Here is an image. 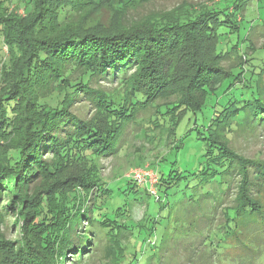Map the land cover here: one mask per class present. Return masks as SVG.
I'll return each instance as SVG.
<instances>
[{"label":"trees","instance_id":"1","mask_svg":"<svg viewBox=\"0 0 264 264\" xmlns=\"http://www.w3.org/2000/svg\"><path fill=\"white\" fill-rule=\"evenodd\" d=\"M153 1L0 0V222L15 225L0 264H138L148 249L145 264H218L220 243L264 240V160L233 145L264 135V16L248 0L132 15ZM103 4L116 21L87 25ZM150 122L170 146L142 167L154 192L110 186L101 160ZM139 191L164 216L133 222Z\"/></svg>","mask_w":264,"mask_h":264},{"label":"rangeland","instance_id":"2","mask_svg":"<svg viewBox=\"0 0 264 264\" xmlns=\"http://www.w3.org/2000/svg\"><path fill=\"white\" fill-rule=\"evenodd\" d=\"M215 1L216 0H154L145 8L133 12L132 15L134 17H141L146 13H149L151 10L170 9L175 5H185L187 7L193 6L195 9H199L203 4L210 6ZM246 5L248 8L247 17L262 18L264 16L262 1L261 3H256V0H248ZM19 12L21 13V11ZM116 17L117 16L114 10L108 5L103 4L96 8L86 19V24L93 25L98 22H105L106 24H109L115 22ZM5 57L6 49L2 45L0 38V65L5 61ZM107 82H109V79L102 82V84L109 88L111 84L110 82ZM145 127L154 128V122L147 124L144 123L143 128L130 132L126 137V140H123V146L116 155H112L101 160L102 179L109 183L110 186L119 185L122 182V176H125L130 169L135 167H148L150 164H154L155 167H157L156 162H160L161 156L164 157V155H168V150L170 147L169 142L165 139V137H163L162 133L156 132V136L153 140L148 139V136L146 135H152L155 129L149 130L145 129ZM158 130L160 131L161 129ZM233 145L236 151H238L244 157H252L264 160V135H237L233 137ZM191 153L192 152L189 149H186L185 154L182 156L180 155L178 159L179 166L184 168L192 167L194 165L195 161ZM141 189L143 190V187ZM135 195H137L138 199L132 200V210L130 213L133 222H141L143 214L147 212L146 208L151 210L150 212H158L157 204L153 198H146L145 194L143 195V191H139L138 194L135 193L131 195L130 198L134 197ZM142 196L144 197L143 200L140 199ZM106 210L107 209H104L103 211H105V213H109V211ZM164 213L166 212L162 210L157 214L158 216H164ZM14 232L15 225L12 223V219L9 221L0 222V234H2L5 239H14ZM261 236L264 237V234ZM234 243H236V241ZM234 243L230 246H227L226 248H222V243L215 247L216 255L220 259L218 264H264V240L254 244L253 248L251 247L254 252L259 251L257 254L254 252L252 254H243L242 248L238 247V245ZM149 253L150 250H146V252L140 256L138 264H145L146 258H148L147 255ZM70 259L71 255H69L66 264L69 263L68 261ZM103 262L104 260L100 259L97 263L90 261V264H102ZM166 262L169 264L165 257L163 258L162 264H166ZM153 264L156 263L154 262Z\"/></svg>","mask_w":264,"mask_h":264},{"label":"built area","instance_id":"3","mask_svg":"<svg viewBox=\"0 0 264 264\" xmlns=\"http://www.w3.org/2000/svg\"><path fill=\"white\" fill-rule=\"evenodd\" d=\"M132 168L128 171L126 176L136 180L138 183L143 184L148 182L149 183V190L151 192H154L153 184L156 181V175L152 169H146V168ZM147 170V171H146Z\"/></svg>","mask_w":264,"mask_h":264}]
</instances>
